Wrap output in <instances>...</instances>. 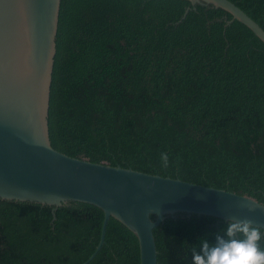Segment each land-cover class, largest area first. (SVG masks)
<instances>
[{"label":"trees","instance_id":"trees-1","mask_svg":"<svg viewBox=\"0 0 264 264\" xmlns=\"http://www.w3.org/2000/svg\"><path fill=\"white\" fill-rule=\"evenodd\" d=\"M264 29V0H231ZM188 0H61L49 132L74 158L247 195L264 204V42L223 9ZM0 200V264H83L105 215ZM154 218V216H152ZM229 222L177 214L154 230L158 264ZM262 233L264 231L260 229ZM264 246V240L261 241ZM89 264H141L137 237L111 218Z\"/></svg>","mask_w":264,"mask_h":264},{"label":"water","instance_id":"water-1","mask_svg":"<svg viewBox=\"0 0 264 264\" xmlns=\"http://www.w3.org/2000/svg\"><path fill=\"white\" fill-rule=\"evenodd\" d=\"M182 22L197 5L223 9L264 42V29L231 0H188ZM61 0H0V200L56 210L86 203L104 215L99 244L111 218L138 239L141 264H158L154 230L177 214L249 222L264 231V204L247 195L131 168L94 163L56 150L49 109ZM154 216V218H152Z\"/></svg>","mask_w":264,"mask_h":264},{"label":"clouds","instance_id":"clouds-1","mask_svg":"<svg viewBox=\"0 0 264 264\" xmlns=\"http://www.w3.org/2000/svg\"><path fill=\"white\" fill-rule=\"evenodd\" d=\"M264 233L249 222H229L215 241L207 236L192 248V264H264Z\"/></svg>","mask_w":264,"mask_h":264}]
</instances>
